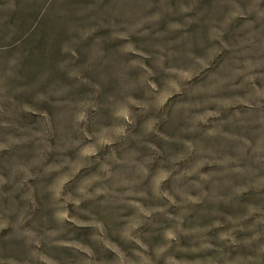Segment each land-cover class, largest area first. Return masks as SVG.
I'll return each mask as SVG.
<instances>
[{
	"label": "clouds",
	"instance_id": "clouds-1",
	"mask_svg": "<svg viewBox=\"0 0 264 264\" xmlns=\"http://www.w3.org/2000/svg\"><path fill=\"white\" fill-rule=\"evenodd\" d=\"M27 3L0 30V264H264V0Z\"/></svg>",
	"mask_w": 264,
	"mask_h": 264
},
{
	"label": "rangeland",
	"instance_id": "rangeland-1",
	"mask_svg": "<svg viewBox=\"0 0 264 264\" xmlns=\"http://www.w3.org/2000/svg\"><path fill=\"white\" fill-rule=\"evenodd\" d=\"M13 3L15 5L14 9L12 7ZM32 19H34V17L29 10L27 0H8V7H4L3 0H0V30L5 28H16L18 32H22L31 27L29 21ZM29 40L32 41V44H29L28 41H26V44H29V47L35 44L38 52L23 65L21 71V84L26 82L29 77L33 76L35 72L43 66L45 58L46 37L37 38L36 33H33V36L30 37ZM9 190L11 191V189ZM16 198L19 199L18 194Z\"/></svg>",
	"mask_w": 264,
	"mask_h": 264
}]
</instances>
